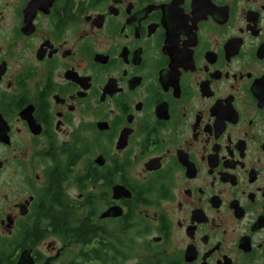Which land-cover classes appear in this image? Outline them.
Segmentation results:
<instances>
[{
    "label": "flooded vegetation",
    "instance_id": "1",
    "mask_svg": "<svg viewBox=\"0 0 264 264\" xmlns=\"http://www.w3.org/2000/svg\"><path fill=\"white\" fill-rule=\"evenodd\" d=\"M0 120V264H264V0H0Z\"/></svg>",
    "mask_w": 264,
    "mask_h": 264
},
{
    "label": "water",
    "instance_id": "2",
    "mask_svg": "<svg viewBox=\"0 0 264 264\" xmlns=\"http://www.w3.org/2000/svg\"><path fill=\"white\" fill-rule=\"evenodd\" d=\"M6 138V131L3 122L0 120V141H4ZM20 264H33V261L25 254Z\"/></svg>",
    "mask_w": 264,
    "mask_h": 264
},
{
    "label": "trees",
    "instance_id": "3",
    "mask_svg": "<svg viewBox=\"0 0 264 264\" xmlns=\"http://www.w3.org/2000/svg\"><path fill=\"white\" fill-rule=\"evenodd\" d=\"M47 215H50L48 210H47ZM61 217L64 218L63 212H61ZM51 226H54V224L52 223ZM63 226H64V224H63L62 222H59V224H58V228H59V230H62V227H63ZM63 228H64V227H63Z\"/></svg>",
    "mask_w": 264,
    "mask_h": 264
}]
</instances>
